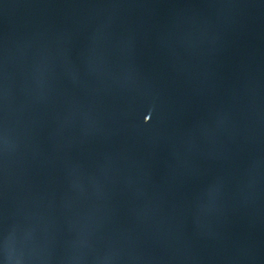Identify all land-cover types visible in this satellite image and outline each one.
Wrapping results in <instances>:
<instances>
[{
  "label": "water",
  "instance_id": "obj_1",
  "mask_svg": "<svg viewBox=\"0 0 264 264\" xmlns=\"http://www.w3.org/2000/svg\"><path fill=\"white\" fill-rule=\"evenodd\" d=\"M0 264H264V0H0Z\"/></svg>",
  "mask_w": 264,
  "mask_h": 264
}]
</instances>
